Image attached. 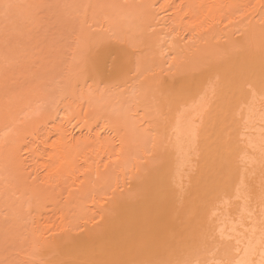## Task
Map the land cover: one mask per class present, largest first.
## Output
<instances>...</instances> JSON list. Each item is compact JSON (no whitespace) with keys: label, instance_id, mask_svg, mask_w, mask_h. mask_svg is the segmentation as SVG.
<instances>
[{"label":"bare ground","instance_id":"obj_1","mask_svg":"<svg viewBox=\"0 0 264 264\" xmlns=\"http://www.w3.org/2000/svg\"><path fill=\"white\" fill-rule=\"evenodd\" d=\"M71 2L68 8L73 6ZM80 2L71 9L75 20L71 17L58 20L59 31L56 34L55 29L54 32L61 43L68 39L65 49L71 56L67 61L64 59L68 71L62 67L64 75L56 71L62 54L55 48L54 53L49 51L52 53L49 66L47 63L42 67L37 65L38 69L30 77V81L35 78L43 85L51 75L58 73L54 76L58 79L50 84L60 93L59 98L43 106L32 120L15 124L10 144L1 153V162L16 174L17 184L12 190L18 197L7 208L6 224L0 225V264H26L24 257L29 262L31 258L40 259V264H217L215 258L212 262L211 256L206 254L215 248L220 250V255L222 253L221 264H264V93H259L263 98L258 99L260 96L256 98L252 93L254 89H244L238 107L229 110L209 105L205 97L210 87H242L239 78L233 77V82L232 76L223 73L216 82L208 79L209 87L201 85L186 100L177 103V113L170 116L163 132L165 136L161 141L164 139L165 145L161 142L163 152L161 150L159 165H153L152 161L139 164L136 160L134 181H129V186L121 181L119 186L118 179L126 173L134 155L132 143L138 141L139 155H143L149 145L148 133L154 127L152 116L149 117L150 104L158 100L161 89L146 81L147 78L139 80L132 85L133 90L127 97L121 101L117 99L121 102L120 107L116 105L117 112L107 101L103 105L106 109L102 110L100 95L91 91L87 95L84 89V51L103 44L107 46L108 40L115 39L114 32L120 25L131 30L143 27L146 46L137 54L133 50L135 56L131 53L133 57L128 59L139 70L151 69L154 65L160 69L163 62L173 71L184 65L199 68L202 58L215 59L227 66L232 64L247 70L258 88L264 87V0ZM223 22L229 26L239 22L237 27L241 35L238 43L231 37L224 40L228 42L224 53L215 49L220 34L214 31L213 35L203 26ZM179 27H194L193 31H188L187 42L191 44L187 49L185 43L180 42L182 38L178 40L173 33ZM201 28L208 35L203 34L198 40ZM214 36L217 43L209 47L208 38ZM223 36L229 35L223 33ZM125 62L117 67L122 68ZM121 71L126 72L122 69L118 72ZM30 94L24 98L19 96L15 107L10 106L14 113L29 104ZM218 113L220 123L215 120ZM134 114L137 115L134 120L126 118ZM92 119L101 121L113 134L93 133L89 126ZM118 128L124 129L123 136H118ZM127 130L133 135L129 137ZM114 136H118L120 146L117 149ZM191 148L198 151V166L195 165L194 174L184 179L180 171L185 170ZM100 152L115 156L104 168L92 162ZM129 171L132 172V168ZM251 173L255 174L254 178H250ZM248 178L251 183L253 181L251 185L256 196H253L254 203L251 202L252 208L255 207L254 215L250 214L252 217L246 215L252 208L245 207L248 198L242 193V188L249 185ZM126 186L129 188H124ZM221 197L228 202L222 205L224 199ZM103 199L111 201L110 206L101 210L105 215L103 222L97 223L91 218L89 221L87 211L93 212L94 205L102 204ZM247 206L251 207L250 203ZM14 247L16 250L12 252ZM7 253L20 261L7 260Z\"/></svg>","mask_w":264,"mask_h":264},{"label":"rangeland","instance_id":"obj_2","mask_svg":"<svg viewBox=\"0 0 264 264\" xmlns=\"http://www.w3.org/2000/svg\"><path fill=\"white\" fill-rule=\"evenodd\" d=\"M51 1L52 0H0V82L2 80V82L0 83V113H1L0 114V117H1L0 121L2 119H4L3 117H5V121L2 120L3 123L0 122V148H1L0 149V225H1V223H2V225L6 224L7 217H8V215H7L8 209L7 208L18 197V195L17 194L15 195L14 191L12 190V188H14L16 186L15 184H17L16 174L8 166H6V165H4V163H2L3 162L2 161L3 154H1V153H3V151H4L3 149H5L7 146H9V144H10L9 142L11 140L10 135L12 134V131H13L15 126H17L19 123H22L24 120H29V119L32 120L33 117L35 115H37L38 112H40L43 109V106L49 104L50 101L53 102L59 98L58 94H60V93L58 91H56V89H55L56 87H51L50 83L55 82L56 79H58L54 76H56V74H58L59 72L61 73L62 69L65 70V72L68 71V69L65 68L66 61H67L66 59H68L69 56H71V55L65 49V46L68 43V39L66 38V40L63 41L64 43L62 42L63 44L61 43V40H59L60 44L62 46L59 45V41L56 40V36H57L56 34L59 31L57 29L58 28L57 24H59V22H60L58 20H62L63 18H67V17H71L72 21L75 20L73 15H72L73 12L71 9H73L74 8L73 6L77 5L78 2L80 4L81 3L80 1L85 2L86 0H80V1L79 0H67L68 2H66V0H65L66 3L63 2L64 0H57V1L53 0L55 2H51ZM60 1H61V3L59 4ZM69 2H71V4H73V6L71 5L72 6L71 8H68L67 4L70 5ZM51 3H53V4L51 5ZM64 3L66 4L65 8L63 7ZM55 6H57V7H55ZM66 7H67V9H66ZM61 8L64 11V12L62 11L64 16L61 12V10H62ZM65 13H66V15H65ZM56 20L58 21V23ZM54 21L56 23H54ZM236 21H238V19H236ZM54 24L56 27H54ZM238 24H239V22H235L229 26L228 24L223 22V24H221V25H218V24L213 25V26L212 25L207 26V24L203 25V26H205L204 28L208 27L209 30H211V31H209V33L213 32V35H214V31H215V33L216 34L219 33L220 37H221V39H220L221 41L219 40L220 42L218 41V43L216 42L217 38L215 36H214L215 38L211 37L212 40L209 37L208 38L209 40L207 42L208 46L211 47V45H213L216 42L217 44L215 45V49L219 52L224 53V51L227 50V45H228V42L224 41L226 38H230V37H231V39L235 38L234 43H236V42L238 43V41L241 39L240 38L241 35H240V32L238 31V27H237V26H239ZM210 26H211V28H210ZM193 28L186 29V28L179 27V28H177L178 30L174 29V31H173V33L178 36V37H176L178 40H180L181 38L182 39L184 38V40L181 39L180 42L185 43V49L188 48L187 45H189V43H190V42H187L188 41L187 37H189L188 31H190V30L193 31ZM55 29H56V32H55ZM142 30H143V27L142 28L138 27L136 30H131L127 26L125 27L124 25H120L118 27V31L114 32L115 33V39L108 40V42H106L108 47L103 44L100 46L93 47L92 49H86L84 51V62H85V65H84L85 87H84V89L87 91V95L88 94L90 95L91 93L98 94V96L100 95L99 97H101L100 98L101 103L100 102L99 103L102 105V107H101L102 110L106 109L103 105H105L104 103H105V101H107L109 103V105H111L112 107L115 106V107H113L114 108L113 111L117 112L116 110L119 109L120 103H121L120 99L127 97L129 91L133 90L132 85H134V83L136 84L141 79L143 80V79L147 78V80L145 79L146 81H148V80L151 81L154 84V87H160V89H161L158 92V97L160 96L159 97L160 99L158 98V100H156V102H153V103L151 102L152 105L150 104L151 110L149 111V117L152 116L150 119L153 120L152 123H153L154 127L148 133V136L150 139L149 143H148L149 145L145 149V153L144 154L142 153L143 155H141V154L139 155L138 154V150H139L138 141H137V143H135V142L132 143L133 144L132 148L134 151V155H133L134 158L133 157L131 158V164L127 168L126 173L123 176L119 177V179H118V182H119L118 185L119 186H121V184H120L121 181H125L127 184L129 181H134V177L136 176V174H135V164H136L135 162H136V160L137 161L139 160L138 161L139 164L140 163L143 164V162H145V161L146 162L152 161L153 165L154 164L159 165L161 154L163 152V149L161 147H163V145H165V142H163L164 139H163V141H161V140H162V138H164L163 136H165L164 130L167 129L166 126H168L167 124L169 122L170 116L172 114L177 113V111H176L178 109L177 103L180 101L186 100L189 96L192 95L193 92H195L197 90V88H201V85H202V87H207L209 85V83L207 81L208 79H209V82H210V79H211V81L216 82V81H218L219 78L223 77L222 75L225 74V75L230 76V77L232 76L231 81H232L233 77L236 79L239 78V84H241V86H242V87H220V89H219V87H210V90L208 91V97L209 98L207 96L205 97V94H204L205 99H207V100H205V102H207L209 105H211V104L213 106H219L220 105L221 107H224L226 109H229V110L232 109L233 110V109H236L238 107V105H239L238 103H240V101H241L242 91L244 89H248V90L254 89L255 93H254V90H252V93L254 94V96L256 94V96H255L256 98H258L260 96L258 99L263 98L262 95L264 93V87L258 88V85L254 82L253 78L250 76V73H248L247 70L242 69L239 66H234L232 64H231V66L230 65L227 66L225 64H222V62H219V60L215 61V59H211L209 61V59L202 58L203 64L199 68H196L195 66H192V65H187V66L184 65L178 71L170 70V68L168 67V63H166V62H163L164 65L161 63L160 69H158L160 67L158 65H154V66H157V69H155L156 67H154V66L151 67L152 70L150 68H145L147 70L137 69V66L135 65V63H133L131 65L132 62L131 61L129 62L128 59L130 57L135 56V54L139 53V50H141L143 47L146 46L144 43L145 38L143 36ZM231 31L234 33L232 34ZM51 32H52V35H51ZM54 32L56 33L55 34L56 36L54 35ZM178 32L180 34H178ZM184 33H186V34H184ZM205 33L206 32L203 31V28L198 30V34H197L198 40L202 39L203 34H204L203 36L208 35V34L205 35ZM223 33L227 34L229 36H223ZM230 34H232L233 37ZM37 35H38V37H37ZM43 35H44V37H43ZM64 36H66V35H64ZM41 41L43 43H41ZM196 41H197V38L195 37L194 38V44L196 43ZM47 42H49L48 45L46 44ZM56 43H58V44H56ZM44 44L46 46H44ZM49 45H51V46H49ZM60 46H61V48H60ZM55 48L57 50L60 49L61 54H62L61 55V60H62L61 64L56 69V71L58 73L51 75V77H50L51 79L45 81V83H46V84L44 83L45 85L44 84L40 85V82H38L37 79H35V78H33V80L35 82L32 80L30 81L31 73H33L34 70L38 69V67H40V66L42 67V65H45V63H47L46 66H49L50 63L48 61H49V58L52 54L50 52H53V50L56 51ZM133 50H134L135 54H134ZM36 52H38L39 54ZM131 53L133 56L131 55ZM40 54L43 56H41ZM182 54H181V56H182ZM64 56H65V58H64ZM37 57H38V59H37ZM43 57L46 61L43 59ZM126 57H127V59H126ZM121 59H123V60H121ZM119 60H120V62H119ZM123 61L124 62L126 61L125 65H122V68H118L117 66L120 67V65L123 63ZM117 62H119V64H117ZM39 63H41V64H39ZM126 63H128V64H126ZM28 64H30V65H28ZM209 64H211V65H209ZM37 65H38V67H37ZM30 66H32V69H30ZM124 66H125V68H124ZM131 66H133V68ZM225 66L227 69L225 68ZM61 67H62V69H61ZM115 67H116V70H114ZM121 69L126 70V72L125 71L124 72L121 71V73L118 72ZM212 71H214L215 74L212 73ZM240 71H241V73H240ZM23 72H26V73H23ZM65 72L63 71L61 74H63V73L65 74ZM146 72H148V73H146ZM209 72L212 74H210ZM22 73H23V75H21ZM6 74H8V75H6ZM25 74H27V75H25ZM148 74H150V75H148ZM213 75H214V77H212ZM237 75H239V76L237 77ZM227 76H224V77L229 78ZM7 77H8V79H7ZM20 77L22 79H20ZM52 77H54V78H52ZM203 79L206 82L203 81ZM7 80H8V82H7ZM25 80H27L26 81L27 83L25 82ZM228 80H230V78ZM234 81L235 80L233 79V82ZM244 81L246 82V85H245ZM17 82H18V84H17ZM203 82H204V84H203ZM47 83H49V84H47ZM251 83H252V85H251ZM32 84H36V85H32ZM46 85L47 86L49 85V87H46ZM204 85H207V86H204ZM244 85H245V87H244ZM254 85H257V87L256 86L253 87ZM41 86H42V88L40 89ZM43 86H45L44 89H43ZM126 86H127V88H126ZM22 87H25V88H22ZM28 87H30V88H28ZM35 87H36V89H34ZM38 89H39L40 93H39ZM45 89H46V91L44 92ZM48 89L49 90L55 89V90L49 91ZM29 90H31L30 91L31 94H30ZM55 91L58 93H56ZM90 91H91V93H90ZM124 91H126V92H124ZM37 92H38V94H37ZM28 93L31 95V98L28 101L29 104H27L20 111H16L14 113L12 110V108H14L16 105V103H14V102L15 101L17 102L18 99H20V97L24 98L26 96V94H28ZM41 93L43 94V96H41L42 95ZM44 93H46V94H44ZM259 93L262 95H260ZM36 95L38 96V98ZM2 97H3V99H2ZM48 97H50V98H48ZM117 99H119L120 101ZM30 100H32V101H30ZM42 101L45 104H43ZM155 103H157V104H155ZM2 104H3V106H2ZM116 105L119 107H117ZM122 105H125V104H121V106ZM6 107H8V108L6 109ZM180 108H181V106L179 107V109ZM3 110H4V113H3ZM30 111L31 112L36 111L37 113L35 112V114H34L32 112L33 114H29ZM6 114H9L10 117H9V115H6ZM218 114H217L218 118L216 117L215 120L217 123H220L218 121H221L220 120L221 116H220V114L219 115ZM136 117H137V115H135V114L130 118H128V116H126L127 119H131V120H134ZM100 119H102V118H100ZM89 126L92 129L93 133L100 131L102 133V135H106V134L112 135L113 134L108 127H104L102 125L101 121H96L93 119L89 120ZM116 130H117L118 136L119 135L123 136V134L125 133L124 129L118 128ZM127 134L129 137H130V134L133 135V133L129 132L128 130H127ZM118 136H114V144L116 146V149L120 146L118 143V140L116 139V138H118ZM161 142L163 143V145ZM158 146H159V149H158ZM161 150H162V152H161ZM189 151H190V154L188 155V160L185 163V167H184L185 170L183 171V169H182L180 171V175L184 179L189 178V175L194 174V171L196 169L195 165L198 166V163L196 161L199 158L198 151L196 149H193V148L189 149ZM136 155H137V157L135 158ZM139 156H141V157H139ZM113 157H115V156L112 153L106 154L105 152H102V153L100 152V154H97V157H94L92 162L94 161L95 163H97L99 168H104V165H106V164L110 165L111 164L110 159ZM148 157H149V160L147 159ZM88 159H90V157H88ZM155 167H157V166H155ZM194 167H195V169H194ZM130 168H132V172L129 171ZM158 169L159 168H156V170H158ZM191 170H193V171H191ZM11 171H12V173H11ZM254 177H255V174L251 173L250 178H254ZM252 183H253V181H252ZM252 183L250 182V179H249L248 184L250 185V187H249V185L248 186L246 185L247 188H246V186L245 187L243 186L244 188H242L243 189L242 193H243V195H245L248 198V200H251V198L253 196H255L254 195L255 193H253V190H254L253 185H251ZM127 186H129V184ZM127 186L124 188H129ZM130 186H131V184H130ZM7 189H8V191H7ZM119 189H122V187H119ZM110 190L107 191L106 196H107V194H109ZM10 191H11V193H9ZM103 196H105V193L103 194ZM245 196H244V198L246 199ZM255 197H253V199L251 201H248L247 199L245 200L247 202V204H245V207L247 209H251L252 206H254V205H251V202L254 203L253 201H255ZM222 199H224L222 205L224 204V202H226V203L228 202V199H225V198H222ZM256 200H258V199H256ZM108 202H109V204H108ZM110 202L111 201H109V199H103L101 201L102 204L98 203V204L94 205V206H96V207H94L96 209L93 210V208H91L93 210V212L90 210L92 212V214L89 215L90 211H87V216H89V217H87L88 220L91 221V219H92L93 221L95 220L94 222H97V223H100V221L103 222V220H104L103 218L105 217V215L101 212V210H103L104 208H107V206H110V204H111ZM246 202H244V203H246ZM249 203H250L251 207L247 206V205H249ZM216 204L219 205V203H216ZM245 207H244V209H246ZM98 212H101V213H98ZM215 212L218 213L217 211H215ZM249 212L250 213L247 212L248 214H246V215L252 217V215H250V214L254 215L255 207H253L251 210H249ZM245 213H246V211H245ZM89 218H91V219H89ZM0 231H1V229H0ZM14 248H11L12 252L14 250H16V248L15 249ZM208 253H206L207 256L208 255H209V257L211 256L210 258L212 260L215 258L214 260H215V262H217V264H221L223 262L222 258H221L222 253L220 255L219 249H217V248L212 249ZM7 255H8L7 260L14 258L13 262H16L17 260L20 261V258L16 260L17 257L15 258V255H10V257H9V253H7ZM23 259H25L24 261H26V262L23 261V263H26V264H40L39 263L40 259L31 258L30 262L25 257ZM216 259H220V260L216 261ZM214 260L212 262H214ZM9 261H11V260H9ZM19 261H18V263H19ZM27 261H28V263H27Z\"/></svg>","mask_w":264,"mask_h":264}]
</instances>
